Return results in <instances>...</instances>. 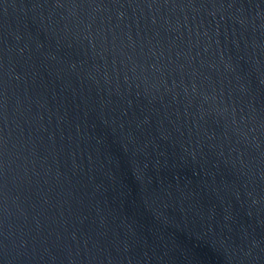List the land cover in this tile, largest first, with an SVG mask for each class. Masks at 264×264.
Here are the masks:
<instances>
[{
	"label": "water",
	"instance_id": "water-1",
	"mask_svg": "<svg viewBox=\"0 0 264 264\" xmlns=\"http://www.w3.org/2000/svg\"><path fill=\"white\" fill-rule=\"evenodd\" d=\"M0 264H264V0H0Z\"/></svg>",
	"mask_w": 264,
	"mask_h": 264
}]
</instances>
